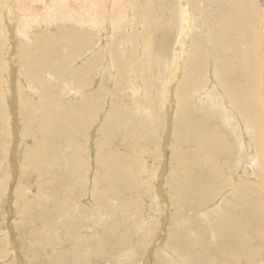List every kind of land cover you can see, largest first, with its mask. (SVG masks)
I'll return each instance as SVG.
<instances>
[{
    "label": "rangeland",
    "instance_id": "1",
    "mask_svg": "<svg viewBox=\"0 0 264 264\" xmlns=\"http://www.w3.org/2000/svg\"><path fill=\"white\" fill-rule=\"evenodd\" d=\"M200 1L203 6L199 0H0V40L2 41H0V47H2L0 49V53L2 52L0 54V134L2 135H0V264H75L77 261L79 264H183L178 255L179 250L172 245L173 239L188 249L192 261L201 259L205 260L206 264H227L228 262L245 264L250 259H244L245 263H243L242 259L227 253L226 242L235 237L229 229L223 232L225 233L223 234L225 235L223 240L225 257L219 253L220 250L212 246L215 240L211 232H215V227L224 223L231 215L236 217L237 213L233 210V206L240 203L242 195L246 192L245 184H255V188L259 189L253 196L249 193L247 196L251 198L260 216H264V181L258 178L260 174H264V164L261 161L264 155L255 154L252 141L256 139L251 138V128L238 125L237 111L221 97L220 92L218 95L217 92H209L210 85H214L213 81L217 80L213 62L221 61L223 65L226 62L227 65H232L231 69L237 68L239 62L233 61L231 53L220 50L219 46L221 42L226 45L231 44L233 34L222 36L223 39L218 40V37H215L218 29L214 22H212L214 26L211 24L213 21L209 14L211 9L206 8V0ZM261 1L257 3L261 23L258 25V42L255 43L260 59L259 71H255L259 80L254 90H247L245 93L252 102L250 114L255 117L257 126L263 130L264 0ZM208 2L212 3L213 0ZM196 9L198 11H195ZM148 10L152 13L149 15L150 19ZM166 31L170 39L161 47V38ZM117 39L121 43H117L118 41H115ZM72 40H77V43ZM212 40L214 43L211 42ZM114 43H117L118 47L129 55L128 60L126 56L124 59L126 70L123 71L126 73L129 71L127 74H122L124 72L120 73L117 69L119 66L115 61L121 60V55ZM6 48L10 50H5ZM243 48L245 49L241 47ZM47 49L49 55L46 53L47 55L39 59L38 63L33 61V52L34 54L45 52ZM241 49L238 47L232 51ZM24 52L31 57L24 58ZM116 52L119 54L117 55ZM161 52L166 56L160 54L162 55L160 57L158 53ZM96 55H98L97 58L91 61ZM8 57L13 64V74L7 72L8 63L5 58L8 59ZM107 57H111L113 61L110 63V58L107 60ZM177 57H180L181 59L178 60L181 61H178ZM45 59L49 61L47 66L43 63ZM165 61H169V64L166 63L169 66L165 64ZM28 66L31 70H28L30 69ZM78 71L82 73L80 76L77 75ZM56 73L60 75L56 76ZM119 76H122V82ZM190 81L191 86L188 84ZM130 83H132L131 86ZM28 84L31 86L29 87ZM43 92H46V95H43ZM47 95L50 97L47 98ZM62 96H64L63 99H61ZM232 98L236 100L235 97L232 96ZM92 99H95V106L91 108L93 114L82 108L83 101ZM50 101L54 102L51 104ZM116 105H119L118 108L121 109L119 115L123 117L114 116L111 113ZM22 107H28L30 110H22ZM46 109L49 110V114H54L55 110L54 115L65 114L61 120L55 118L57 123L50 124L48 131L50 136L39 129L40 124H38L42 110ZM52 109L54 111H51ZM32 110L36 116L33 121H29L26 117L29 112H33ZM185 110H188V113L191 112L189 114H192L194 119H202L203 131L210 125L218 127V132L223 136L226 135L225 143L230 142L237 155L234 162L220 166V173L232 181V186L216 188L215 192L221 193L207 201H203L206 200V186L202 180L208 176V169L211 166L208 167L206 149L200 152L193 140H182L183 144L181 142L179 144L176 140L178 137L174 130L180 131L177 130L176 124L182 129L192 127L188 117L185 118L182 114L187 113ZM24 111H27L26 115ZM160 113H162L161 121L164 127L159 125L157 116ZM76 115L77 117L86 115L88 120H79ZM180 116H182L181 119ZM137 118L141 120L136 121ZM153 118L159 121L158 124ZM235 120L237 124L234 123ZM151 122L154 123L150 124ZM152 127L156 131V136ZM139 129L142 130L139 131ZM140 132L143 133L140 134ZM145 132L147 135L144 134ZM164 133L167 134L164 135ZM205 133H202L204 137ZM171 139H175V142ZM220 142L223 143V140ZM215 147H219V144L217 143ZM174 149L177 153L176 159H172ZM183 152L185 155H182ZM247 154L250 155L247 156ZM178 156L187 157L185 160L178 161ZM215 157L218 164H224L225 161L220 159V156ZM249 157L254 159L252 164ZM27 158L35 160L29 161L26 160ZM73 158L78 165L70 168L68 162L70 159L71 162ZM104 159H108L105 161L108 168L102 164ZM51 166L59 170L53 174ZM171 171L173 175L169 173ZM196 178L199 179L196 181L198 194L202 191L203 193L195 199L187 198L186 194L192 189ZM236 188L237 193L234 192ZM220 209L223 211L219 212ZM66 212L70 213L66 214ZM251 220L249 219V222ZM67 221L69 222L66 223ZM51 224L54 225V229H50ZM249 227L248 238H250V232L253 233V238L257 237V241L251 243L254 249L252 247L249 253L253 256L260 255L255 258L253 264H256V261H259L258 264H264V240L261 241L262 246L260 244V238H264V223L253 222ZM102 236V240L108 236L112 240L109 242L112 245L105 248L102 246L105 245L103 241L99 243L94 240H100ZM46 238L51 246L44 244ZM82 239H88L89 244H79L80 248L75 247ZM113 240L118 241L119 247L115 248ZM167 242L168 245H165ZM71 243H74V246ZM81 247L82 251H80ZM77 251L80 252L79 255ZM76 254L77 256H74ZM81 254L83 257H80ZM71 257L75 259H69Z\"/></svg>",
    "mask_w": 264,
    "mask_h": 264
},
{
    "label": "bare ground",
    "instance_id": "2",
    "mask_svg": "<svg viewBox=\"0 0 264 264\" xmlns=\"http://www.w3.org/2000/svg\"><path fill=\"white\" fill-rule=\"evenodd\" d=\"M2 1V0H1ZM199 2H200V4H201V1L199 0ZM259 2H262L261 0H213V2L212 3H209L208 2V0H206V8H210L211 9V11L209 12V14L211 15V19L213 20V21H211V24H213L212 22H214V24H215V26L217 27V29H218V33H217V35H215V37L217 36L218 37V40H220L221 38L223 39V37H226V36H230V34L232 35L233 34V40H232V42H231V44H228V45H226V44H224L223 42H221L220 44H219V46H220V50H225V51H228V52H230L231 53V59L233 60V61H235V62H239V64H238V67L237 68H230V67H232V65H227L226 64V62H224V65L223 64H221V61H214L213 62V64H214V68H215V72L217 73V76H216V78L215 79H217L216 81H213L214 82V85H210V88H211V90L209 89V92H211V93H214V92H217V95H218V93L220 92L221 93V97L224 99V100H226L228 103H229V105L234 109V110H236L237 111V120L239 121V124L238 125H240L241 127H243V125H244V127H247V128H251V138L253 139V138H255L256 139V141H252V146H253V150L255 151V154H262V155H264V129L263 130H261L260 128H259V126H257L258 124L256 123V119H255V117L253 116V115H251L250 114V109H251V106H252V102H251V99H250V97L248 96V95H246V91L248 90V91H252V90H254L255 89V87L258 85V76L256 75V73H255V71L257 72V71H259V68H258V66H259V57H258V54H259V51H258V49L256 50V47H255V43L257 44V42H258V37H259V34H258V25L261 23V19H260V10H259V8H258V5H257V3H259ZM7 4V3H6ZM193 4H195V3H193ZM12 5V7L14 6L13 4H11ZM196 5V4H195ZM199 5V4H198ZM197 5V6H198ZM202 6H203V4H201ZM8 7H9V5H7ZM194 6V5H193ZM205 6V5H204ZM264 6V5H263ZM2 7H3V5H2ZM14 8V7H13ZM197 8V7H196ZM199 8V7H198ZM201 8V7H200ZM3 9V8H2ZM2 9H1V11H2ZM5 9H6V7H5ZM10 9V8H9ZM189 9V8H188ZM14 10V9H13ZM5 11V10H4ZM195 11H198L197 9L195 10ZM178 13V12H177ZM187 13V12H186ZM197 13V12H196ZM201 14V13H200ZM149 15H152V13L150 12V10H148V16ZM177 15V14H176ZM9 16V15H8ZM148 16H146V18L148 17ZM152 17V16H151ZM149 19H150V16L148 17ZM202 18V17H201ZM149 19L147 20V23H148V21H149ZM3 20V19H2ZM11 20V19H10ZM9 20V21H10ZM177 20H178V15H177ZM180 20H182V19H180ZM147 23H146V25H147ZM178 23H181V22H178ZM214 24H213V26H214ZM15 25V24H14ZM171 25V24H170ZM181 25V24H180ZM148 26V28H149V24L147 25ZM151 26H153V25H151ZM177 26H178V24H177ZM8 27H10V26H8ZM216 27H214V28H216ZM151 28V27H150ZM149 28V29H150ZM174 28V27H173ZM182 28H183V26H182ZM181 28V29H182ZM151 30V29H150ZM149 30V31H150ZM170 30V29H169ZM168 30V31H169ZM4 31V30H3ZM12 31V30H11ZM152 31V30H151ZM150 31V32H151ZM180 31V30H179ZM178 31V32H179ZM149 32V33H150ZM208 32V31H207ZM2 33V32H1ZM171 33V32H170ZM212 33V32H211ZM3 34V33H2ZM10 35V34H9ZM123 35V34H122ZM171 35V34H170ZM184 36H185V34H183ZM191 35V34H190ZM7 36V35H6ZM11 36H13V35H11ZM143 36H145V35H143ZM223 36V37H222ZM127 37V36H126ZM176 37V36H175ZM181 37H183V36H181ZM180 37V38H181ZM8 38H9V36H8ZM129 39H130V37H128ZM137 38V37H136ZM162 39V44H161V47H163L166 43H168L169 42V39H170V36H169V33L166 31L165 32V34L163 35V37L161 38ZM184 39V38H183ZM182 39V40H183ZM44 40V39H43ZM68 40H70V39H68ZM188 40V39H187ZM1 41V40H0ZM9 41V40H8ZM7 41V42H8ZM11 41V40H10ZM48 41V40H47ZM72 41H75L76 43H77V40H72ZM115 41H118L117 43H119L120 41H119V39H117V40H115ZM180 41V40H179ZM178 41V42H179ZM206 41V40H205ZM2 42V41H1ZM149 42V41H148ZM181 42V41H180ZM184 42H185V39H184ZM212 43H214L213 42V40L211 41ZM117 43H114L115 44V46H116V48L119 50V53H120V58H121V60H116L115 62H116V64L118 63V66H119V68H117L118 70H119V72L121 73L125 68H124V64H125V61L126 60H124L125 59V56L127 57V60H128V58H129V55L127 54V53H124L119 47H118V44ZM121 43V42H120ZM145 43H147V42H145ZM203 43H205V42H203ZM3 44V43H2ZM124 44V43H123ZM143 44H144V42H143ZM150 44V43H149ZM170 44V43H169ZM182 44V43H181ZM184 44V43H183ZM176 45V44H175ZM180 45V44H179ZM178 45V46H179ZM206 45V44H205ZM1 46V45H0ZM3 46V45H2ZM13 46H15L14 44H13ZM26 46V45H25ZM38 46V45H37ZM145 46H147V44L145 45ZM75 47V46H74ZM110 47V46H109ZM112 48H113V46H111ZM160 47V48H161ZM175 47V46H174ZM214 47H215V45H214ZM238 47H240V49H241V47H245V49L243 48V49H241V50H238V51H236V52H234V51H232L233 49H236V48H238ZM2 47H0V49H1ZM5 48V47H4ZM179 48V47H178ZM183 48V47H182ZM258 48V47H257ZM10 50L9 48H6L5 50ZM12 49V48H11ZM28 49V48H27ZM37 49V48H36ZM49 49V48H48ZM48 49L47 50H45V52H36L35 54H34V52H33V61H35L36 63H38L37 61L39 60V59H42V57L44 58V56L45 55H47L48 53H47V51H48ZM128 49V48H127ZM139 49V48H138ZM219 49V48H218ZM4 50V49H3ZM26 50V49H25ZM29 50V49H28ZM28 50H26L27 51V53H28ZM67 50V49H66ZM126 50V49H125ZM159 50V49H158ZM183 50V49H182ZM181 50V51H182ZM1 51V50H0ZM11 51H13V50H11ZM30 51V50H29ZM39 51V50H38ZM55 51V50H54ZM113 51V50H112ZM115 51V50H114ZM169 51V50H168ZM167 51V53H169ZM202 51V50H201ZM204 51V50H203ZM202 51V52H203ZM5 52V51H4ZM14 52H16V51H14ZM53 52V51H52ZM51 52V53H52ZM138 52H139V50H138ZM164 52V51H163ZM47 53V54H46ZM119 53H117L116 52V54L118 55ZM0 54H2V52L0 53ZM7 54V53H6ZM14 54V53H13ZM50 54V53H49ZM48 54V55H49ZM159 55L160 54H162V52L161 53H158ZM157 54V55H158ZM174 55H176V53H173ZM207 54V53H206ZM162 55H164V56H166V54H162ZM162 55H160V57L162 56ZM170 55H172V54H170ZM20 56V55H19ZM97 56L98 55H96L94 58H92L91 59V61H94L96 58H97ZM108 56V55H107ZM168 56V55H167ZM182 56V55H181ZM3 57H5V56H3ZM13 57L15 58V56L13 55ZM31 56H29V55H27L25 52H24V58H30ZM157 57H159V56H157ZM159 57V58H160ZM194 57V56H193ZM208 57V56H207ZM11 58H12V56H11ZM49 58H51V56L49 57ZM110 58V59H109ZM107 57V60L109 59V62L110 61H113V59L111 58V57ZM116 58V57H115ZM119 58V59H120ZM130 58H132V57H130ZM158 58V59H159ZM165 58V57H164ZM175 58V57H174ZM180 57H177V60L179 59ZM183 58V57H182ZM15 59H17V58H15ZM133 59V58H132ZM166 60L168 59V58H165ZM181 59V58H180ZM5 60H7V72L8 73H12L13 72V64L11 63V61L9 60V57H8V59L7 58H5ZM30 60V59H29ZM28 60V61H29ZM48 60V59H47ZM46 59H45V61H43V63H45L46 65L45 66H47V63L49 62V61H47ZM169 60H171V57H169ZM4 61V60H3ZM2 61V62H3ZM13 61H14V59H13ZM32 61V60H31ZM118 61V62H117ZM178 61H181V60H178ZM183 61V60H182ZM252 61H253V63H252ZM17 62V61H16ZM52 62V61H51ZM60 62V61H59ZM131 62V61H130ZM162 62V61H161ZM169 62V61H168ZM168 62H166L165 61V64L166 63H168ZM171 62H173V61H171ZM19 63V62H18ZM34 63V62H33ZM33 63H32V65H31V67L33 66ZM56 63V62H55ZM111 63V62H110ZM128 64V63H127ZM127 64L125 65V67L127 66ZM130 64V63H129ZM169 64V63H168ZM172 64V63H171ZM174 64V63H173ZM172 64V65H173ZM209 64V63H208ZM34 65H35V63H34ZM38 65V64H37ZM40 65V64H39ZM38 65V66H39ZM160 65V64H159ZM167 65V64H166ZM245 65H247V67H244ZM66 66V65H65ZM167 66H169V65H167ZM167 66H166V68H167ZM171 66V65H170ZM251 66L253 67L252 69H251ZM15 67V66H14ZM24 67V66H23ZM28 67H30V66H28ZM31 67H30V69H28V70H31ZM37 67V66H36ZM40 67H41V65H40ZM44 67V66H43ZM92 67H94V66H92ZM136 67V66H135ZM138 67V66H137ZM162 67V66H161ZM165 67V66H164ZM174 67H175V65H174ZM173 67V68H174ZM21 68H22V66H21ZM48 68V67H47ZM134 68V67H133ZM139 68V67H138ZM148 68V67H147ZM165 68V69H166ZM169 68V67H168ZM19 69V68H18ZM36 69V68H35ZM34 69V70H35ZM41 69V68H40ZM136 69V68H135ZM140 69V68H139ZM37 70V69H36ZM42 70V69H41ZM113 70V69H112ZM126 70V69H125ZM132 70V69H131ZM134 70V69H133ZM172 70V69H171ZM175 69H173V71H174ZM200 70V69H199ZM209 70V69H208ZM17 71V70H16ZM20 71V70H19ZM148 71V70H147ZM149 71H150V69H149ZM7 72H6V74H7ZM34 72V71H33ZM47 72V71H46ZM124 72V71H123ZM129 71H127V73H128ZM132 72V71H131ZM151 72V71H150ZM159 72V71H158ZM162 72V71H161ZM160 72V73H161ZM172 72V71H171ZM234 72H238L237 74L236 73H234ZM18 73V72H17ZM31 73H32V71H31ZM42 73V72H41ZM51 73V72H50ZM59 73V72H58ZM58 73H56L57 75L56 76H59L58 75ZM126 72H124V73H122V74H125ZM126 73V74H127ZM159 73V74H160ZM169 73V75H170V71L168 72ZM174 73V72H173ZM241 73V74H240ZM13 74V73H12ZM26 74H27V71H26ZM43 74V73H42ZM62 74V73H61ZM82 73L81 72H77V75L78 76H80ZM121 74V75H122ZM153 74V73H152ZM164 74H166V73H164ZM15 75V74H14ZM33 75V74H32ZM114 75V74H113ZM151 75V74H150ZM168 75V74H167ZM166 75V76H167ZM168 75V76H169ZM175 75V74H174ZM210 75V74H209ZM37 76V75H36ZM122 76H124V75H122ZM122 76H119V79H120V81H121V79H122ZM142 76V75H141ZM165 76V75H164ZM190 77L192 76V74L191 75H189ZM43 77V76H42ZM41 77V79H44V78H42ZM62 77V76H61ZM68 77V76H67ZM67 77H65V78H67ZM215 77V76H214ZM37 78H39V76H37ZM241 78V79H240ZM40 79V78H39ZM52 79V78H51ZM141 79V78H140ZM164 79V78H163ZM207 79V78H206ZM214 79V78H213ZM240 79V80H239ZM30 80V79H29ZM65 80V79H64ZM68 80V79H67ZM67 80L65 81V82H67ZM142 80V79H141ZM141 80H140V82H141ZM207 80H209V79H207ZM211 80V79H210ZM24 81V80H23ZM31 81V80H30ZM29 81V82H30ZM35 81L36 82H38L37 81V79H35ZM40 81V80H39ZM46 81H47V79H46ZM45 80H43V82H46ZM57 81V80H56ZM123 81H125V80H123ZM128 81V80H127ZM138 81V80H137ZM169 81V80H168ZM171 81V80H170ZM28 82V83H29ZM122 82V81H121ZM121 82H119V84L121 83ZM126 82V81H125ZM129 82V81H128ZM127 82V83H128ZM33 83V82H32ZM112 83V82H111ZM143 83V82H142ZM206 83H207V81H206ZM21 84V83H20ZM29 84H31V83H29ZM28 84V86L30 87L31 85H29ZM117 84H118V82H117ZM129 84V83H128ZM131 84L132 83H130V86H131ZM144 84V83H143ZM190 86H191V81L188 83ZM212 84V83H211ZM8 85H10V83L8 84ZM40 85V84H39ZM45 85V84H44ZM47 85V84H46ZM58 85V84H57ZM123 85H125L124 83H123ZM200 85V84H199ZM38 86V85H37ZM48 86V85H47ZM147 86V85H146ZM230 86H232L231 87V89H230ZM41 87V86H40ZM43 87V86H42ZM55 87H57V86H55ZM73 87V86H72ZM76 87V86H75ZM100 87V86H99ZM116 87H118V86H116ZM143 87V86H142ZM155 87H157V86H155ZM208 87V86H207ZM158 88V87H157ZM156 88V89H157ZM42 89V88H41ZM46 89V88H45ZM45 89H43V90H45ZM66 89V88H65ZM168 89V88H167ZM28 90V89H27ZM64 90V89H63ZM172 90H173V88H172ZM192 90H194V88L192 89ZM29 92H30V90H28ZM105 91V90H104ZM137 91V90H136ZM144 91V90H143ZM23 92V91H22ZM138 92V91H137ZM171 92V91H170ZM208 92V93H209ZM59 93V92H58ZM112 93H113V91H112ZM162 93V92H161ZM208 93H207V95H208ZM46 95V92L44 93L43 92V95ZM50 94V93H49ZM93 94V93H92ZM97 94H99V92L97 93ZM206 94V93H205ZM244 95V97L242 96V95ZM8 95V94H7ZM41 95H42V92H41ZM50 95H52V94H50ZM55 95V94H54ZM115 95V94H114ZM166 95V94H165ZM189 95H190V92H189ZM257 95V94H256ZM232 96L233 97H235L236 98V100L234 99V98H232ZM47 98L48 97H50V96H46ZM54 97V96H53ZM63 97L64 96H62V98L61 99H63ZM115 97V96H114ZM121 97V96H120ZM166 97V96H165ZM198 97V96H197ZM52 98V97H51ZM150 98V97H149ZM204 98V97H203ZM206 98V97H205ZM54 99H55V97H54ZM184 100H186L185 98H183ZM199 99V98H198ZM216 99V98H215ZM50 100V99H49ZM203 101V100H202ZM211 102H212V100H210ZM30 102V101H29ZM54 102V101H53ZM52 102V103H53ZM81 102V101H80ZM116 102V101H115ZM36 103V102H35ZM45 103V102H44ZM50 103H51V101H50ZM51 103V104H52ZM75 103V102H74ZM79 103V102H78ZM215 103V102H214ZM226 103V102H225ZM30 104V103H29ZM42 104H43V102H42ZM117 104H119V103H117ZM208 104V103H207ZM56 105H58L57 103H56ZM74 105V104H73ZM78 105V104H77ZM210 105V104H209ZM208 105V106H209ZM59 106V105H58ZM79 106V105H78ZM94 106H95V99H92V100H86L85 102L83 101L82 102V108H83V110H86V112H91L92 113V109L91 108H94ZM119 106V105H118ZM118 106L116 105L114 108H113V110L111 111V113L115 116H122V115H119L120 113H119V110H121L120 108H118ZM211 106V105H210ZM33 107V106H32ZM31 107V108H32ZM34 107H35V105H34ZM70 107V106H69ZM76 107V106H75ZM81 107V106H80ZM79 107V108H80ZM54 108H55V106H54ZM124 108V107H123ZM42 109V108H41ZM50 109V108H49ZM67 109H68V107H67ZM74 109V108H73ZM72 109V110H73ZM91 109V110H90ZM107 109V108H106ZM22 110H30V108H28V107H22ZM125 110V109H124ZM152 110H154V109H152ZM192 110V109H191ZM20 111H21V109H20ZM33 111V110H32ZM38 111V110H37ZM51 111H54V109H52ZM56 111V110H55ZM54 111V114L56 113ZM58 111V110H57ZM64 111V110H63ZM68 111V110H67ZM81 111V110H80ZM79 111V112H80ZM129 111V110H128ZM215 111V110H214ZM40 112V111H39ZM38 112V114H40ZM61 112H62V110H61ZM75 112V111H74ZM85 112V113H86ZM124 112H126V111H124ZM185 112H187V113H182L184 116H185V118L186 117H188V122H191V125H192V127L191 128H187V127H185V129H182L181 128V126H179V125H177L176 124V128H177V130H180V131H176V130H174L175 131V134H176V136L178 137L177 139H176V137H175V139L177 140V142L180 144V142L182 141V140H193V143H194V145H195V147L201 152V151H203L204 149H206V157H208V158H206L207 160H208V167L209 166H211L209 169H208V176H206V182H205V180H202L203 182V184L206 186V200H203V201H207L208 199H212V198H214L218 193H221L220 191L218 192V191H216L215 192V190H216V188H225L226 186L227 187H231L232 186V181L230 180V179H228V178H225L221 173H220V170H221V168H220V166H224V165H226L227 163H229V162H234V160L237 158V155L235 154V149H234V147L232 146V145H230V142H229V144L228 143H225L227 140V138L225 139V137L224 136H226V135H222V133H219L218 132V130H217V128L218 127H213V126H208V127H206V129H205V131H206V133H205V131H203V128H202V123L203 122H201V118L200 119H194V117L192 116V114H189V113H191V112H189L188 113V110L186 111L185 110ZM26 113H27V111L25 112L24 111V114L26 115ZM31 115H30V114ZM28 114H27V117L26 118H28V120L29 121H33L34 119H35V116H34V111L31 113V112H29ZM52 113V112H51ZM72 114H73V112H71ZM70 113V114H71ZM110 113V114H111ZM127 113V112H126ZM208 113V112H207ZM22 115H23V113H21ZM54 114H49V110H42V112H41V119H40V123H38L39 122V120H38V124H40V126L39 125H37V126H39L38 128L39 129H41L42 131H44V132H46L47 133V136H50L49 134H48V131H49V129H50V124L52 123V122H54V123H57L56 122V120H55V118L57 117V118H59L60 120L65 116V114L64 113H62V114H56V115H54ZM77 114V113H76ZM87 114V113H86ZM93 114V113H92ZM161 114L162 113H160L157 117H158V120L160 121V124L159 125H161L160 127H164V125L162 124V121H161ZM106 115V114H105ZM112 115V116H113ZM126 115V114H125ZM130 115V114H129ZM137 115H139V114H137ZM172 115V114H171ZM24 116V115H23ZM72 116V115H71ZM95 116V115H94ZM142 116V115H141ZM141 116H138V117H141ZM219 116V115H218ZM29 117H30V119H29ZM76 117H77V115H76ZM79 117V116H78ZM77 117V118H78ZM109 117V116H108ZM123 117V116H122ZM121 117V118H122ZM128 117H132V116H128ZM135 117V116H134ZM137 117V116H136ZM12 118V117H11ZM38 118V117H37ZM72 118V117H71ZM92 118H93V116H92ZM104 118V117H103ZM107 118V117H106ZM111 118V117H110ZM125 118V117H124ZM155 118V117H154ZM153 118V120H155ZM182 118V116H180V119ZM205 118V117H204ZM90 119V118H89ZM123 119V118H122ZM134 119H136V118H134ZM138 119L139 118H137V120L136 121H138ZM150 119V118H149ZM208 119V118H207ZM224 119V118H223ZM229 119V118H228ZM27 120V121H28ZM76 120V119H75ZM79 120H82V121H87L88 120V117H86V115H81L80 117H79ZM110 120V119H109ZM132 120V119H131ZM139 120H141V119H139ZM185 121H187L186 119H184ZM183 120V122H185ZM113 121H116V120H113ZM150 121H152V120H150ZM150 121H148V122H150ZM155 121H157V120H155ZM154 121V122H155ZM159 121H157V124H158V122ZM182 121V120H181ZM211 121H213V119H211ZM231 121V120H230ZM236 121V120H235ZM112 122V121H111ZM153 122V123H154ZM166 122V121H165ZM175 122V121H174ZM219 122H221V121H219ZM224 122V121H223ZM33 123H35V122H33ZM87 123V122H86ZM152 122L150 123V124H153ZM180 123V122H179ZM206 123H208V122H206ZM227 123V122H226ZM233 123V122H232ZM234 123H236L237 124V121L236 122H234ZM117 124V123H116ZM119 124V123H118ZM149 124V123H148ZM221 124V123H220ZM130 125V122H129V124H128V126ZM132 125L134 126V124L132 123ZM163 125V126H162ZM174 125H175V123H174ZM174 125H173V127H174ZM224 125H227V124H224ZM113 126L115 127V123L113 124ZM119 126V125H118ZM145 126H146V124H145ZM144 126V127H145ZM151 126H153V125H151ZM172 126V125H171ZM84 127V126H83ZM82 127V128H83ZM112 127V126H111ZM122 127V126H121ZM121 127H119V129L121 130ZM125 126H123V128H124ZM149 127H150V125H149ZM222 127H223V125H222ZM227 127V126H226ZM238 127V126H237ZM240 127V128H241ZM32 128V127H31ZM85 128V127H84ZM89 128V127H88ZM118 128V127H117ZM117 128H114V129H116V130H118ZM130 128V127H129ZM153 128V127H152ZM159 128V127H158ZM167 128V127H166ZM172 128V127H171ZM220 128V127H219ZM131 129V128H130ZM137 129V128H136ZM144 129V128H143ZM145 129H146V127H145ZM147 129H148V127H147ZM154 129V128H153ZM160 129V128H159ZM168 129V128H167ZM220 129H222V128H220ZM233 129V128H232ZM242 129V128H241ZM111 130V129H110ZM125 130V129H124ZM142 129H139V131H141ZM222 130H224V129H222ZM243 130V129H242ZM29 131V130H28ZM31 131H32V129H31ZM85 131V130H84ZM107 131H108V129H107ZM150 131H151V129H150ZM154 131H155V129H154ZM168 131V130H167ZM172 131V130H171ZM201 131H203L204 133H205V137L203 136V132H201ZM225 131V130H224ZM227 131V130H226ZM244 131V130H243ZM246 131V130H245ZM30 132V131H29ZM112 132V131H111ZM144 132V131H143ZM142 132V133H143ZM146 132H148V131H146ZM146 132L144 133V134H146ZM173 132V131H172ZM218 132V133H217ZM231 132V131H230ZM230 132H229V134H230ZM242 132V131H241ZM15 133V132H14ZM86 133V132H85ZM109 133H110V131H109ZM113 133V132H112ZM111 133V134H112ZM141 132H140V134H142ZM225 133V132H224ZM244 133V132H243ZM105 134V133H104ZM103 134V135H104ZM156 134V131L154 132V136H156L155 135ZM165 134H167V133H164V135ZM170 134H171V132H170ZM172 134H174V132L172 133ZM171 134V135H172ZM1 135V134H0ZM30 135H31V132H30ZM29 135V136H30ZM42 135V134H41ZM46 135V134H45ZM147 135V134H146ZM182 135H184V137H182ZM2 136V135H1ZM124 136V135H123ZM143 136V135H142ZM145 136V135H144ZM245 136V135H244ZM43 137V136H42ZM41 137V138H42ZM87 137V136H86ZM234 137H236V136H234ZM233 137V139H235ZM4 138V137H3ZM147 138V137H146ZM168 138V137H167ZM171 138H173V136H171ZM248 137H246V139H247ZM2 139V138H1ZM128 139V138H127ZM164 139V138H163ZM169 139V138H168ZM175 139L173 140V139H171V140H173L174 142H175ZM129 140V139H128ZM161 140V139H160ZM220 140H223V143L222 142H220ZM245 140V139H244ZM248 140V139H247ZM38 141V140H37ZM182 143V142H181ZM190 143V142H189ZM219 144V147H215V145L216 144ZM46 144V143H45ZM44 144V145H45ZM178 144V145H179ZM183 144V143H182ZM188 144V143H187ZM232 144V143H231ZM240 144V143H239ZM37 145H39V143H37ZM151 145V144H150ZM171 145V144H170ZM241 145H243V144H241ZM251 145V144H250ZM250 145H249V148H250ZM2 146V145H1ZM39 146H41V144L39 145ZM144 146V145H143ZM167 146H168V144H167ZM186 146V145H185ZM235 146V145H234ZM247 146V145H246ZM171 147H172V145H171ZM171 147H169V148H171ZM175 147V146H174ZM177 147V146H176ZM181 147V146H180ZM183 147V146H182ZM245 147V146H244ZM76 148V147H75ZM74 148V149H75ZM173 148V147H172ZM179 148V147H178ZM178 148H176V149H178ZM185 148V147H184ZM246 148V147H245ZM77 149H79L78 147H77ZM176 149H174L173 150V154H172V159L174 158V159H176ZM180 149V148H179ZM192 149V148H191ZM241 149V148H240ZM252 149V148H251ZM251 149H249V151L251 150ZM40 150H41V148H40ZM76 150V149H75ZM134 150V149H133ZM170 150V149H169ZM172 150V149H171ZM196 150V149H195ZM194 150V151H195ZM246 151H247V148L245 149ZM106 151V150H105ZM116 151V150H115ZM158 151V150H157ZM183 150L181 149V152H182ZM192 151V150H191ZM113 152V151H112ZM132 152V151H131ZM133 153V152H132ZM139 153V152H138ZM164 153V152H163ZM170 153H171V151H170ZM179 153V152H178ZM249 153V152H248ZM25 154V153H24ZM254 154V155H255ZM182 155H185V153L183 152V154ZM244 155V154H243ZM250 155V154H249ZM248 154H247V156H249ZM252 156H253V154H251ZM98 156V155H97ZM99 156H101V155H99ZM115 156V155H114ZM134 156V155H133ZM215 156H220V159H222V160H224L225 162H224V164H218L219 162L217 161V158L215 157ZM179 158L177 159L178 161L179 160H185V157H187V156H178ZM200 157V156H199ZM254 157V156H253ZM102 158V157H101ZM171 158V157H170ZM256 158V157H255ZM113 159V158H112ZM153 159V158H152ZM242 159V158H241ZM245 159V158H244ZM249 159H250V157H249ZM26 160H29V161H34L35 159H31V158H27ZM69 160V159H68ZM71 160V159H70ZM70 160H69V162H68V166L70 167V168H73V167H77V165H78V162L76 161V159H72V161L70 162ZM97 160V159H96ZM108 159H104L103 161H102V164H104V166L105 167H107V165L108 164H106L105 163V161H107ZM200 160L202 161V159H201V157H200ZM246 160V159H245ZM253 158H251L250 159V162H251V164H252V162H253ZM260 160V159H259ZM44 161V160H43ZM46 161V160H45ZM79 161H80V159H79ZM97 161H99V159L97 160ZM96 161V162H97ZM162 161H164V160H162ZM167 161V160H166ZM178 161H177V163H178ZM261 161H262V163L264 164V157H262L261 158ZM104 162V163H103ZM112 162V161H111ZM204 162V161H203ZM256 162H257V159H256ZM47 163V162H46ZM89 163V162H88ZM101 163V162H100ZM114 163V162H113ZM149 163V162H148ZM172 163V162H171ZM261 163V164H262ZM82 164V163H81ZM121 165V164H120ZM171 165V164H170ZM184 166V164H180V166ZM37 166V165H36ZM35 166V167H36ZM54 166V165H53ZM53 166H51V168L53 167ZM67 166V167H68ZM154 166V165H153ZM168 166V165H167ZM174 167H177V166H175V165H173ZM96 167H99V166H96ZM118 167V166H117ZM151 167V166H150ZM104 168V167H103ZM108 168V167H107ZM138 168V167H137ZM179 168V167H178ZM68 169V168H67ZM176 169V168H175ZM59 169L57 168V167H53L52 169H51V172L53 173V172H57ZM133 170V169H132ZM145 170V169H144ZM164 170V169H163ZM179 170V169H178ZM119 171V170H118ZM234 171V170H233ZM232 171V172H233ZM65 172V171H64ZM83 172V171H82ZM235 172V171H234ZM154 173V172H153ZM169 173H172V171L171 172H169ZM238 173V172H237ZM53 174H55V173H53ZM175 174V173H174ZM229 174V173H228ZM231 174V173H230ZM67 175V174H66ZM123 175H125V174H123ZM171 175V174H170ZM172 175H173V173H172ZM205 175V174H204ZM232 175V174H231ZM175 176V175H174ZM255 176V175H254ZM119 177V176H118ZM176 177V176H175ZM202 177V176H201ZM233 177V176H232ZM238 177V176H237ZM135 178V177H134ZM261 181H264V174H260L259 175V177H258ZM240 179V178H239ZM124 180V179H123ZM176 180V179H175ZM174 180V181H175ZM197 180H199L198 178H196L195 179V181H194V185L192 186V189L186 194V196H187V198H196L198 195H200L201 193H203V191L201 192V193H199L198 194V186H197V183H196V181ZM2 181H3V179H2ZM125 181V180H124ZM241 181V180H240ZM239 181V182H240ZM242 181H244L243 179H242ZM144 182V181H143ZM168 182H171V181H168ZM125 183V182H124ZM200 183V182H199ZM169 184V183H168ZM126 185V184H125ZM130 185V184H129ZM137 185V184H136ZM243 185V184H242ZM245 187H246V192L242 195V197H241V201H240V203L238 204V205H234L233 206V210L237 213V215H236V217L234 218L232 215L231 216H229V218H227V220H225L224 221V223H222L221 225H219V226H217V227H215V232H211V234L214 236V238H213V240H215L214 241V243L212 244V246H214L215 248H217V250L219 251H221V252H219L220 254H222L223 256H224V254H223V240L225 239V235H223V234H225V233H223V232H226L228 229L232 232V234H235V237L233 238L232 237V239L231 240H229V241H227L226 242V247H227V253H231V254H233V255H235L236 256V258H238V259H242V261H243V263H245V260L244 259H246V258H250V259H248L247 260V262L245 263V264H253V261L254 260H256L255 258H257V257H259V256H256V255H251L249 252L252 250V245H251V243H253V241H257V237H254L253 238V233L252 232H250L249 234H250V238H248V236H247V231H248V228H250L249 227V225L251 224V223H253V222H255V223H264V216L262 217V216H260V212H257V209H255V206H254V204H253V202H252V200H251V198H249L248 196H247V194L249 193L251 196H253V194L254 193H257L258 192V188H255V184H250V183H248V184H245ZM85 188H86V186H85ZM160 188V187H159ZM243 188V187H242ZM6 189V188H5ZM244 189V188H243ZM86 190V189H85ZM160 190H161V188H160ZM227 190H228V188H227ZM232 190V189H231ZM236 190H238L237 188L235 189V193H237L236 192ZM81 191V190H80ZM228 191H230V190H228ZM72 192V191H71ZM238 192H241V191H238ZM93 193V192H92ZM147 193V192H146ZM230 193V192H229ZM71 194V193H70ZM77 194V193H76ZM115 194V193H114ZM164 194V193H163ZM95 195V194H94ZM160 195H161V193H160ZM81 196V195H80ZM102 196V195H101ZM106 196V195H105ZM108 196V195H107ZM110 196V195H109ZM220 196V195H219ZM47 197V196H46ZM50 197V196H49ZM52 197V196H51ZM50 197V198H51ZM82 197V196H81ZM222 197V196H221ZM233 197V196H232ZM235 197H237V196H235ZM53 198V197H52ZM57 198V197H56ZM61 198V197H60ZM59 198V199H60ZM63 198H64V196H63ZM85 198V197H84ZM95 198V197H94ZM93 198V199H94ZM163 198V197H162ZM201 198V197H200ZM59 199H57V200H59ZM74 199H76V198H74ZM96 199V198H95ZM98 199V198H97ZM106 199V198H105ZM227 199V198H226ZM49 200V199H48ZM64 200V199H63ZM240 200V199H239ZM51 201H53V199H51ZM89 201V200H88ZM94 201V200H93ZM188 201V200H187ZM56 202V201H55ZM60 202V201H59ZM189 202V201H188ZM195 202V201H194ZM225 202V201H224ZM186 203V202H185ZM202 203V202H201ZM222 203V202H221ZM228 203V202H227ZM232 203V202H231ZM64 204V203H63ZM97 204H99V203H97ZM105 204V203H104ZM190 204V203H189ZM194 204V203H193ZM199 204V203H198ZM229 204V203H228ZM227 204V205H228ZM60 205V204H59ZM185 205V204H184ZM200 205V204H199ZM111 206V205H110ZM109 206V207H110ZM133 206V205H132ZM198 206V205H197ZM63 207V206H62ZM80 207V206H79ZM103 207V206H102ZM75 208V207H74ZM92 208V207H91ZM90 208V209H91ZM184 208V207H183ZM210 208H212V207H210ZM232 208V207H231ZM70 209H72V207H70ZM131 209V208H130ZM185 209V208H184ZM188 209V208H187ZM213 209V208H212ZM217 209V208H216ZM48 210H51V209H48ZM59 210V209H58ZM68 210V209H67ZM77 210V209H76ZM227 210V209H226ZM110 211H112V210H110ZM221 211H223L222 209H220V211L219 212H221ZM48 212V211H47ZM59 212H61V211H59ZM70 212H72V211H70ZM70 212H66V214L67 213H70ZM210 212V211H209ZM219 212H218V214H219ZM225 212V211H224ZM49 213V212H48ZM76 213V212H75ZM114 213V212H113ZM62 214V213H61ZM88 214H93V213H88ZM110 214V213H109ZM211 214H213V213H211ZM210 214V215H211ZM217 214V215H218ZM50 215V214H49ZM63 215V214H62ZM65 215V214H64ZM85 215V214H84ZM207 215V214H206ZM223 215V214H222ZM226 215V214H225ZM224 215V216H225ZM68 216H70L69 214H68ZM76 216V215H75ZM113 216V215H112ZM139 216V215H138ZM51 217V216H50ZM72 217V216H71ZM87 217H88V215H87ZM211 217V216H210ZM215 217V216H214ZM53 218V217H52ZM84 219V218H83ZM109 219V218H108ZM212 219V218H211ZM249 219H252L250 222H249ZM47 220V219H46ZM69 220V219H68ZM71 220V219H70ZM105 220V219H104ZM167 220V219H166ZM51 221V220H50ZM109 221H110V219H109ZM207 221V220H206ZM220 221V220H219ZM69 221H67L66 223H68ZM88 222H89V220H88ZM112 222V221H111ZM111 222H110V224H111ZM54 223V222H53ZM149 223V222H148ZM156 223V222H155ZM56 224V223H55ZM69 224H73V223H69ZM154 224V223H153ZM208 224H210V223H208ZM212 224V223H211ZM210 224V225H211ZM66 226H67V224H65ZM98 225V224H97ZM109 225V224H108ZM108 225H106V227L108 226ZM59 226H60V224H59ZM148 226V225H147ZM208 226V225H207ZM253 227H254V225H252ZM61 227H62V225H61ZM71 227V226H70ZM73 227V226H72ZM77 227V226H76ZM82 228V227H81ZM105 228V227H104ZM104 228H103V230H104ZM109 228V227H108ZM118 228V227H117ZM154 228V227H153ZM211 227H209V229H210ZM50 229H54V225L53 224H51L50 225ZM80 229V228H79ZM87 229V228H86ZM123 229V228H122ZM155 229V228H154ZM264 229V228H263ZM75 230V229H74ZM81 230H83V229H81ZM80 230V231H81ZM103 230H101V232L103 231ZM106 230V229H105ZM108 230V229H107ZM208 230V229H207ZM252 230H254V228L252 229ZM145 231V230H144ZM100 232V233H101ZM104 233H105V231H103ZM111 232V231H110ZM113 232V231H112ZM123 232V231H122ZM76 233V232H75ZM100 233H98V234H100ZM103 233V234H104ZM114 233V232H113ZM118 233V232H117ZM160 233H162V231L160 232ZM74 234V233H73ZM105 234H107V233H105ZM141 234V233H140ZM208 234V233H207ZM254 234H257V232H254ZM161 235V234H160ZM258 235H259V237H260V235H261V232L259 231L258 232ZM51 236H53V235H51ZM140 236V235H139ZM107 238H104V240H102L103 239V236H102V238L99 240V239H94V240H96V241H98L99 243H100V241L102 242H104L105 243V245H102L103 247H108L109 245H112V244H110L109 242L110 241H112V240H110L109 239V237L108 236H106ZM123 237V236H122ZM264 237V236H263ZM96 238V237H95ZM98 238H99V236H98ZM139 238V237H138ZM160 238H162L161 236H160ZM227 238H229V237H227ZM106 239H108V240H106ZM118 239V238H117ZM121 239V238H120ZM230 239V238H229ZM52 240V239H51ZM125 240V239H124ZM228 240V239H227ZM264 240V238H260V244H261V246H262V242L261 241H263ZM46 243H44V244H49V246H51V243L50 242H47V238H46ZM92 241V240H91ZM74 242V241H73ZM76 242V241H75ZM74 242V243H75ZM113 242H114V246H115V248H117V247H119V243H118V241L117 242H115L114 240H113ZM121 242V241H120ZM165 242V241H164ZM74 243H71L73 246H74ZM77 243V242H76ZM75 243V244H76ZM112 243V242H111ZM172 245L173 246H176V248L179 250V253L180 254H178V255H180L179 257H181V259H182V261H183V264H206V261L205 260H201V259H194L193 261L190 259V257H189V254H188V249L186 248V247H184V246H181L180 245V242H178L177 243V240H172ZM70 244V243H69ZM79 244H89V240L88 239H82V241H79V243H78V246H75V247H79ZM91 244V243H90ZM97 244V243H96ZM98 245V244H97ZM165 245H168V242H167V244H165ZM204 245V244H203ZM202 245V246H203ZM209 245V244H208ZM82 246V245H81ZM85 246V245H84ZM83 246V247H84ZM94 246V245H93ZM124 246V245H123ZM193 246V245H192ZM198 246V245H197ZM261 246H260V248H261ZM86 247V246H85ZM103 247H101L102 249H103ZM125 247H126V244H125ZM209 247V246H208ZM80 248V247H79ZM98 248H99V245H98ZM171 248H172V246H171ZM213 248V247H212ZM71 249V248H70ZM73 249V248H72ZM71 249V250H72ZM86 249V248H85ZM91 249V248H90ZM97 249V248H96ZM128 248H126L125 250H127ZM174 249V248H173ZM253 249H254V247H253ZM263 249V248H262ZM262 249H260V251L262 250ZM79 250V249H78ZM116 250V249H115ZM257 250H258V248H257ZM264 250V249H263ZM74 251V250H73ZM72 251V252H73ZM75 251H76V249H75ZM80 251H82V247H81V250ZM97 251V253H98V250H96ZM117 251H118V249H117ZM116 251V252H117ZM129 250H127V252H128ZM240 251V254H238V252ZM259 251V252H260ZM78 252V251H77ZM103 252V251H102ZM264 252V251H263ZM76 253V252H75ZM74 253V254H75ZM79 253L80 252H78V255H79ZM95 253V252H94ZM93 253V254H94ZM96 253V254H97ZM105 253V252H104ZM175 254V253H174ZM97 255H100V254H97ZM104 255H106V254H104ZM264 255V254H263ZM74 256H77V254L76 255H74ZM91 256H93V255H91ZM174 256H176V255H174ZM253 256V257H252ZM79 257V256H78ZM80 257H83L82 256V254H81V256ZM85 257V256H84ZM106 257H107V255H106ZM113 257V256H112ZM225 257V256H224ZM252 257V258H251ZM86 258V257H85ZM109 258V257H108ZM111 258V257H110ZM171 257H169V259H170ZM69 259H71V260H74L75 259V257H71V258H69ZM105 259V258H104ZM168 259V258H167ZM181 259H179V260H181ZM226 259V258H225ZM262 259V258H261ZM264 259V258H263ZM263 259H262V261H263ZM89 260V259H88ZM216 260V259H215ZM168 262H169V260H167ZM175 261H177V260H175ZM184 261H185V263H184ZM258 262L259 261H256V264H258ZM75 264H79L78 263V261L77 262H75ZM179 264V263H178ZM227 264H235V262L234 263H232V262H228Z\"/></svg>",
    "mask_w": 264,
    "mask_h": 264
}]
</instances>
